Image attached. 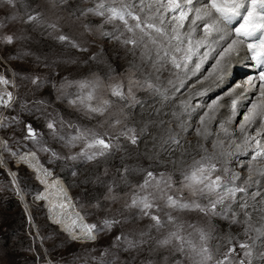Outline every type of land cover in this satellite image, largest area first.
I'll use <instances>...</instances> for the list:
<instances>
[{"label":"rangeland","instance_id":"374dc122","mask_svg":"<svg viewBox=\"0 0 264 264\" xmlns=\"http://www.w3.org/2000/svg\"><path fill=\"white\" fill-rule=\"evenodd\" d=\"M21 2L23 6L19 14L23 16L25 10L29 14L39 13L40 23L23 24L19 20L12 21L0 14V22H6V26H0V77L9 81L8 84H0V87L3 89L6 87L8 92L15 94V100L9 108L0 105V264H98L101 253L116 251L114 241L117 235H127L133 229L148 230V225L152 223L148 217H141L139 209L125 207V204L131 203L133 194H144L140 192L138 185L149 179L146 173L153 172L156 180H160L161 173L165 179L171 175L173 187L169 192L179 196L180 172L173 169L169 157L160 156L159 161L146 159L143 155L145 150L143 144H140L137 151L135 146L128 144L123 137L120 139L122 150L107 159L86 161L68 158L78 155L84 147L83 141H76L75 146L68 144V140L77 135V129L91 130L100 135L105 132L115 135L124 125H118L113 129L110 127L112 120L123 119L124 113H127L128 119L124 123L129 127H135L139 133L144 124L141 115L151 103L140 100L143 93L135 97L140 104H133L131 99L120 100L111 95L109 86L123 84L127 94L130 77L143 79L139 71L141 67L135 61V57L141 55L140 48L132 49L131 45L126 46L122 43L131 35L125 30L122 22L117 20L108 23L104 17L91 13L80 15V10L95 7L99 0H68L67 4L56 8H53L48 0ZM145 2L151 3L152 0ZM115 6H119L118 3ZM143 16L144 14H141L142 19ZM50 24H56L57 27L52 29L48 27ZM129 24L134 25L135 21L129 19ZM101 33H110L113 37L120 36V41ZM6 35L14 37L13 43L4 42L3 37ZM60 35L69 37L79 47H72L68 42L59 41ZM194 59H199V56L193 57ZM189 66L192 68V65ZM172 69L176 73L179 71ZM234 71L235 65L227 70L228 75L224 77L226 79L223 86H220L219 90H217L219 85L216 86L209 101L222 96L237 84L241 87L237 88L236 92L247 89L246 80L239 79ZM249 73L246 72L244 75ZM36 77H39L38 85L32 83ZM198 80L201 78L192 83ZM78 81H95L97 86L94 90L89 88L81 92L75 83ZM250 90L247 95V92L243 93L246 96L241 93L244 96L242 99L246 97L245 109L254 96V93H251L254 89ZM89 91L93 92L94 99L85 100V104L96 107L101 106L104 100L111 102V107L104 116L90 113L79 101L76 105L70 103L77 96H86ZM141 91L145 90L133 88L134 95ZM179 92L183 94L186 91L181 88ZM229 101L231 100L220 101L217 109L230 108L231 111ZM191 103L196 110V101L193 100ZM128 104L133 106L126 107ZM245 109L240 110L238 106L237 111L242 113ZM220 117H226L228 121L230 114L222 113L219 120ZM241 119L242 116L238 115L232 124L227 123L226 128L230 136L225 138L222 137V133L217 134V130H221L220 124L212 125L211 132L214 135L212 141L219 138L233 145L229 151L223 149V152H232L236 149L232 140L240 143L236 133ZM50 122L55 124V130L47 127ZM172 124H166V128L172 129ZM29 125L36 133V140L28 138ZM195 129L196 127L189 123L187 131H184L189 138L180 134L182 141L192 142ZM251 130L248 133L254 135V130ZM45 148L48 151H44ZM253 151L254 149H249V158L236 157L235 161L241 169L229 168L231 172L238 173L242 179L245 178L248 175L246 165L250 162ZM27 153H35L39 166L50 171L53 177L62 179L75 208L87 225L95 224L98 229H103V221L106 219H118L122 223L115 224L111 229L96 231V239L89 241V245L84 246L73 240L58 223L53 224L50 221L47 200L45 197L41 199L40 195L44 191V185L33 169L18 159ZM261 165L263 166L259 167H264V163ZM124 167L130 171L124 173ZM118 169L120 171H117ZM97 177L103 182H97ZM109 186H113L112 194L117 197L115 201L105 199V196L109 195ZM147 191L156 193L157 189L153 186ZM183 196L185 199L191 198L187 191L183 192ZM97 203L99 207H95ZM183 218L191 223H199L205 228L214 227L212 233L214 238L209 241V247L214 252L216 249L221 253L227 250L228 236L235 238L234 244L246 239L241 226L230 224L222 218L205 219L194 212L183 214ZM151 234L157 235L154 229L151 230ZM118 256L119 264H144L147 253L130 254L128 251H121ZM93 257L97 259L94 260Z\"/></svg>","mask_w":264,"mask_h":264},{"label":"snow or ice","instance_id":"6c2138e0","mask_svg":"<svg viewBox=\"0 0 264 264\" xmlns=\"http://www.w3.org/2000/svg\"><path fill=\"white\" fill-rule=\"evenodd\" d=\"M48 2L56 8L67 4L68 0H48ZM117 3L119 6H115ZM153 5H155L154 10ZM22 6L21 0H0V14L9 17L12 21L19 20L23 24H39V13L29 14L25 10L23 16L19 14ZM88 13L104 17L108 23L117 20L122 22L125 30L131 34L122 43L126 46L131 45L132 49H142L143 67L139 68V71L143 79L130 77L127 94L123 84L109 86L111 95L120 100L131 99L133 104H140L135 98L133 88H140L168 99L166 95L168 90L162 91L157 83L160 80L159 73L166 64H171L173 68L182 70L185 74L190 70L192 75H196L202 64L214 54L212 71L197 81L201 84L209 77H214L219 83L234 64L243 63L256 69L255 75L246 77V83L254 89L253 98L242 113L237 111V99H231V118L227 121L228 124H232L238 115L242 116L238 124L242 143H236L235 140H232V143L235 144L236 150L244 155H248L249 149H254L247 168L248 175L243 179L227 167L228 158L235 153L222 151L217 155L215 151L209 152L204 144L197 143L193 146L186 140L182 141L179 133L171 128H165V121L162 119H148L139 133L135 127H129L124 123L128 119L127 113H124L123 119L112 120L110 127L113 129L118 125H124L115 135L108 132L100 135L91 130H76L77 135L72 136L68 144L75 146L76 141H83L84 147L78 155L70 156L69 159L79 158L86 161L107 159L122 150L120 139L123 137L128 144L135 146L137 151L140 144H143L145 149L143 155L146 159L159 161L161 155H168L173 169L179 170L181 176L179 182L181 195L176 196L169 192L173 187L171 175L165 179L164 174L161 173L160 180H156L153 172L146 173L149 179L138 185L140 192L144 194H133L131 203L125 204V207L139 209L141 217H148L152 223L148 225V230L133 229L127 235H117L114 241L116 251L101 253L98 264H119L118 253L121 251H128L130 254L146 252L144 264H154V262L155 264H264V167L255 166L256 162L264 160V0H152L148 4H145V0H99L95 7L80 10L81 16ZM141 14H144L143 19ZM129 19L135 21V24H129ZM0 26H6V22H0ZM48 27L55 29L57 25L50 24ZM85 27L87 28V25ZM101 35L120 41V36L113 37L110 33H101ZM3 39L4 42L11 44L14 37L6 35ZM58 40L68 42L72 47H79L65 35H60ZM201 49L207 51L201 53ZM81 50L86 51V49ZM196 56H199V61L194 63L193 57ZM189 65L193 67L189 69ZM8 83L9 81L0 77V84ZM32 83L38 85L39 77L34 78ZM75 83L81 92L89 88L94 90L97 86L95 81ZM168 83L178 92L184 87L185 80H180L179 86L171 80ZM240 87L237 84L221 97L212 100L207 106L208 109L214 112L223 96H233ZM247 91L248 89H242V94ZM196 94L205 93L198 91ZM6 96L7 98L5 94H0V104L4 106H8L13 99L11 92L6 93ZM93 99V92L89 91L86 96H77L70 103L76 105L79 101L90 113L104 116L111 107V102L104 100L101 106L96 107L85 104V100ZM132 106V104L126 105V107ZM121 111L123 112V109ZM145 114L152 116L147 110ZM156 114L159 115V110H156ZM208 116L209 112H204L200 117L202 128L195 129L196 135L205 140L212 135L205 123V117ZM47 127L55 130L56 126L50 122ZM150 128H155L157 134L152 135ZM180 128L181 131H187L183 124ZM220 128L225 136H230L224 124H220ZM27 129L28 138L36 140V133L31 125L27 126ZM250 129L254 130V135H248ZM223 143V140L217 138L211 141V147L215 150L221 148ZM93 149L94 151H89ZM43 150L48 151L46 148ZM124 150L126 151V148ZM31 155L35 157V153ZM53 155L55 156V153ZM221 157H224L223 161ZM20 159L26 160L27 156L22 155ZM189 160L191 163H187ZM129 171L127 167L123 168L124 173ZM45 174H48L46 170ZM123 178L121 175V179ZM97 182L103 181L97 177ZM153 186L157 192H148L147 189ZM184 191L188 192L190 199L184 198ZM108 193L109 195L105 196L106 200L117 199L116 195L112 194L113 186L108 187ZM59 207L66 208L64 204H60ZM95 207H99V203ZM153 209L156 211L153 212ZM192 212L205 219L218 217L229 221L230 224L239 225L246 239L234 244L235 238L228 236L227 250L221 253L216 249L214 252L209 247L210 239L214 238L212 235L214 227L205 228L199 223H191L183 218V214ZM66 218L71 220V224L66 225L65 230L73 240L94 241L96 231L111 229L115 224L122 223L118 219H106L103 221V229H98L95 224H77L78 220L83 219L78 212L75 213L74 218L72 216ZM56 222L60 223V220ZM77 227L80 228L79 233L74 231ZM152 229L157 235L151 234ZM145 245L148 247L145 248ZM93 259L97 258L93 257Z\"/></svg>","mask_w":264,"mask_h":264},{"label":"bare ground","instance_id":"6f19581e","mask_svg":"<svg viewBox=\"0 0 264 264\" xmlns=\"http://www.w3.org/2000/svg\"><path fill=\"white\" fill-rule=\"evenodd\" d=\"M148 3H150V2H145V4H148ZM154 6L155 5H153V9L155 8ZM141 51H142V49L140 48V53H141ZM200 51H201V53H203L204 51H207V49H201ZM137 53H138V51H137ZM135 59H136L135 60L136 63H138V65L140 67H143V64L141 61V55L136 56ZM198 61H199V59L193 60L194 63L198 62ZM214 62H215V59H214V54H213V55L209 56V58L202 64L200 71L197 72L196 75H192V72L190 70L187 72V74H185V72L182 70H179L178 73L173 72L174 71V69H172L173 67L170 66L169 64H166L165 67L159 73L160 80L157 83L160 85L162 91L164 89L168 90L166 93V95L168 96V99H164L163 97L158 96V95H153L147 91L137 92L135 95V97H139V95H141L140 93H143L142 94L143 98L140 100L141 101H147V102L151 103V104L147 105V107L144 109L143 115H141L143 123H145L148 119H157V120L162 119L165 121V128H166V124L173 123L172 129L174 131L183 135V137H185V138H189L186 136V133L184 131H181L180 125L183 124L187 128L188 124L192 123L194 127L202 128V126L200 124V117L204 114V111L205 112L208 111L209 116L205 117V123H206L207 129L210 133H212L211 127L214 123L216 125L224 123L225 127H226L227 118L226 117H223V118L220 117L221 119L219 120V116H221L222 113H225V114H230V118H231V111L229 110L230 108L219 110V109H217V106H216V108L213 112V111H210L207 107L208 104L212 101V100L211 101H209V100L211 99L212 93L215 91L216 86L219 85V87L217 88V90H219L220 86H223V82L225 81L226 78H224L222 81H220L221 83L220 82L217 83L215 81L214 77H209V79L205 80L204 83H202V84L197 83L196 81L194 83H192V81H194L196 79H200V78L203 79V77L207 76L208 73L212 71V65L214 64ZM241 64H234L235 68H236V71H234V72H236V76L239 79H243L245 81L246 77L253 75L255 72H250L251 67L247 69L244 66V64H242V65ZM205 66H207V67H206V69L203 70V68ZM192 67H193V65H192ZM189 69H191V68H189ZM246 72H248V73L250 72L251 74L249 73L248 75L245 76L244 74ZM136 74H137V72H136ZM226 75H228V73ZM198 77H200V78H198ZM230 78L232 80L231 76H230ZM233 78H235V76ZM153 79H155V78H153ZM182 79L185 80V84H184V87H182V89H183V91L185 90L186 92L183 94L182 93L180 94L179 91L176 92L172 89V86L169 85L168 81L171 80L177 86H179V82ZM250 88H251V86L248 85L247 89H249V90L247 91L246 95L249 93V91H251ZM198 91H204L205 94L204 95H197L196 93ZM181 92H182V90H181ZM241 93L242 92L239 90V91L235 92L233 94V96H231V97L230 96H223V99H220L219 102L223 101V100H231L233 98L237 99L238 97L239 98L241 97L240 99L237 100V104L239 102V105H238L239 109L243 110V109H245V104L247 103V101L245 100L246 97L242 99V97H244L246 95L243 94L244 96H242ZM251 93H254V91ZM5 98H7V97H5ZM193 100L196 101V107H195L196 110L194 109V107L192 106V103H191V101H193ZM145 110H147L148 112H151L152 116H147L145 114ZM156 110H159L158 116L156 114ZM221 110H223V111L221 112ZM174 113H175V115H173ZM197 113H201V114L198 115ZM149 131L151 132L152 135L157 134V131L155 128H150ZM220 133H222L223 138L226 137L223 134L222 130H220V129L217 130V134H220ZM160 134L163 135L164 133H160ZM250 134L248 133V135H250ZM192 136H193L192 137L193 139H191L192 142H190V143L194 144V146L197 143L204 144V146L209 149V152L215 151L217 155H219V153L222 152L223 149L226 151H229L230 148L233 147V145L231 146V144L227 140H224L223 146L221 148H217V149L213 150L211 147L212 137L214 136L213 134L211 136H209L208 140L203 139V137H198L195 132L192 134ZM180 138L183 139L182 136ZM236 138L238 139V142L242 143V134L240 133L239 130L236 133ZM232 152L235 153V155L228 158L227 167L230 169H234V170L235 169L240 170L241 168L239 167L238 162L235 161V158L236 157L238 158L241 156H245V157L249 158V155L248 156L244 155V154H242V152H238L236 149L233 150ZM24 155L27 156L26 160H21L20 157L18 159L33 169L37 178L40 180V182L45 187L44 188L45 192L43 191L40 195H41V199L45 197L44 199L47 200L46 205L48 207V216H49L50 221L53 222V224H54V223H57L56 221L59 219L60 220V223H58L59 227L62 230L66 231L65 226L71 224V220L67 219L66 217L72 216L74 218L75 213H77L78 211L75 208V206H74V204L70 198L69 192H68L64 182L59 177L49 178L48 177L49 173L47 175L45 174L44 168L39 166L35 157H33L31 154H28V153L24 154ZM161 156L168 157V155H161ZM223 159H224V157H221V161H223ZM260 163L262 164V163H264V161L260 160V161L256 162L255 166H263ZM248 165H249V162L247 163L246 166H248ZM60 204H64L66 206V208L65 209L60 208L59 207ZM77 224L86 225L84 219L78 220ZM74 231L79 233L80 228L77 227L74 229ZM66 232L69 234L68 231H66ZM69 236H70V234H69ZM80 242H82V241H80Z\"/></svg>","mask_w":264,"mask_h":264},{"label":"built area","instance_id":"2783aa9c","mask_svg":"<svg viewBox=\"0 0 264 264\" xmlns=\"http://www.w3.org/2000/svg\"><path fill=\"white\" fill-rule=\"evenodd\" d=\"M6 90H7L6 87L4 89L0 87V94H5V97H7L6 93H8V90L7 91ZM5 91H6V93H5ZM11 94H12L13 100L9 103L8 106H4L3 104H0L2 107L9 108L13 104V102L15 100V94H14V92L13 93L11 92Z\"/></svg>","mask_w":264,"mask_h":264},{"label":"water","instance_id":"95a60500","mask_svg":"<svg viewBox=\"0 0 264 264\" xmlns=\"http://www.w3.org/2000/svg\"><path fill=\"white\" fill-rule=\"evenodd\" d=\"M47 172L49 173V175H48L49 178L53 177V174H52L50 171H47ZM84 221H85V220H84ZM85 223H86V222H85ZM86 225H87V223H86ZM76 241H78V240H76ZM80 241H82V242H80ZM89 241H91V240H83V239H79L78 242H80V243H82V244H85V243H88Z\"/></svg>","mask_w":264,"mask_h":264},{"label":"trees","instance_id":"16d2710c","mask_svg":"<svg viewBox=\"0 0 264 264\" xmlns=\"http://www.w3.org/2000/svg\"><path fill=\"white\" fill-rule=\"evenodd\" d=\"M63 180H64V179H63ZM64 181H65V180H64ZM87 244L89 245L90 243H86V244H83V245L85 246V245H87Z\"/></svg>","mask_w":264,"mask_h":264}]
</instances>
